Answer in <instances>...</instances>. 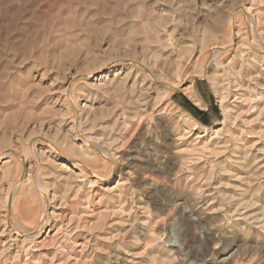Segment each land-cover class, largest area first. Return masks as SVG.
Returning <instances> with one entry per match:
<instances>
[{"label":"rangeland","instance_id":"374dc122","mask_svg":"<svg viewBox=\"0 0 264 264\" xmlns=\"http://www.w3.org/2000/svg\"><path fill=\"white\" fill-rule=\"evenodd\" d=\"M263 44L264 0H0V264H264Z\"/></svg>","mask_w":264,"mask_h":264},{"label":"crops","instance_id":"0c3cea01","mask_svg":"<svg viewBox=\"0 0 264 264\" xmlns=\"http://www.w3.org/2000/svg\"><path fill=\"white\" fill-rule=\"evenodd\" d=\"M192 90L200 100L198 104L187 94V92H185L186 95L181 93L175 94L174 96H176V99L174 100L193 117L205 123H210L211 119L219 113V109L214 103L213 96L210 93H207L206 95L208 96V99L205 100L200 91Z\"/></svg>","mask_w":264,"mask_h":264},{"label":"bare ground","instance_id":"6f19581e","mask_svg":"<svg viewBox=\"0 0 264 264\" xmlns=\"http://www.w3.org/2000/svg\"><path fill=\"white\" fill-rule=\"evenodd\" d=\"M246 25H248V26H246L247 27V29L249 28V30L247 31L248 33H250V35H251V37H252V39H254V28H253V24L251 23V21L250 20H248V21H246ZM255 43H256V46L258 45V47H259V42H258V40L256 39V40H254V41H252L251 43H250V46H252L251 48H253L254 46H255ZM264 45V44H263ZM255 46V47H256ZM261 47V46H260ZM254 49V48H253ZM264 49V48H263ZM209 62V61H208ZM204 73H205V71L204 70H202L201 71V75H204ZM84 140V141H83ZM82 142L85 144V142H86V139H82ZM57 153H58V151H57ZM8 153H5V155H7ZM58 154H60V153H58ZM3 155V154H2ZM68 159L69 160H71L72 162H77L75 159H73V158H69L68 157ZM78 163V162H77ZM34 167V166H33ZM32 167H30V169H31ZM34 176V175H33ZM36 185H38L39 187H42L41 186V184L39 183V181H38V178H37V175H36ZM40 190H41V188H40ZM10 199L12 200V203H14L13 202V196H11L10 197ZM12 206H13V204H11ZM47 203L45 204V201L43 200L42 201V204H41V208H40V217H39V221H38V223H37V225H38V227H42L41 225L43 224V213L46 211V209H47ZM42 216V217H41ZM23 225V224H22ZM17 228H18V226H16ZM21 228V225H20V227H19V229ZM21 230V229H20Z\"/></svg>","mask_w":264,"mask_h":264}]
</instances>
